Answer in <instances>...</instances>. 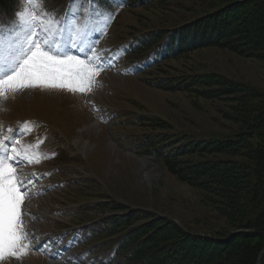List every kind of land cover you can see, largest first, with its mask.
<instances>
[{"label":"rangeland","instance_id":"rangeland-1","mask_svg":"<svg viewBox=\"0 0 264 264\" xmlns=\"http://www.w3.org/2000/svg\"><path fill=\"white\" fill-rule=\"evenodd\" d=\"M58 2L59 0H44V7L59 10ZM185 8H182V16H177L178 19L187 20L203 13L199 9L197 14H188ZM139 12L141 14L144 12L146 16L151 17V20L145 19V22L138 20V29L142 31L150 28L174 27L179 24L176 22L175 14H172V10H168V7L140 9ZM131 15H133L131 12L124 15L121 23L127 22L130 17V21L135 24L136 17ZM15 18L11 20V23L15 21ZM99 22L100 27L96 35H100V38L96 40L95 47L103 49L106 47L104 42L108 35L106 29L109 30L110 27L105 28L104 22ZM115 39L111 34L108 41L112 45H117ZM244 39H236L233 42L236 46L228 49L214 46L200 49L189 58L177 59L169 68L167 66L162 70L154 69L153 73L143 75L140 72L143 65L135 62L130 67L125 66L120 60V53L124 49L116 47L117 51L114 48L112 51L114 59L110 60L112 66L115 63L117 71H114V68L103 72L100 70L99 76L95 78L97 84L94 88L103 91H95L97 95L95 92L92 93L93 99L97 98L98 103L104 105L103 101H105L115 107L114 112L118 117L113 125L107 127L102 121L100 122L102 111L96 114L92 111L91 113L89 108L85 109L87 105L83 100L84 93L41 87L10 93L8 102L4 103L5 107H9L10 103L18 109L17 112L53 114L51 118L62 125L70 139L67 144L62 137H58L59 141L56 144L61 145L59 147L61 150L62 147L70 148L73 155H80L69 163L70 166L60 169L55 167L53 170L54 178L70 182L69 185L63 189L51 191L46 197L36 199L31 205L34 212L40 209L47 216L37 218L38 222L48 226H67L92 219V215H97L98 200L108 198L102 186L87 181L88 171L92 168L105 180V184L113 195L118 196L115 199L109 198V204L115 203L114 206H117L126 202L135 206H144L155 213L161 212L170 217V220L180 224L184 230L195 235H212L210 233L214 231L221 233L238 231L230 227V216L226 211H221V207L226 206V201L223 206L215 197L217 194L212 195L210 202L202 200L201 188H197L200 190L197 191L177 179L165 167L163 155H153L144 151L137 156L136 153L141 152L140 149L144 147L141 144L146 139L144 136L151 130L174 132L175 128L179 127L201 135L205 134L206 130L230 131L237 128L231 118L234 117L232 108H237L239 105L236 97L240 95L229 92L227 88H231L230 84L239 83L264 93V58L249 54L254 52H250L241 43ZM200 74L213 75L210 78L213 83L218 78L226 79L227 85L215 84L208 87L210 88L208 90H223L227 93L212 98L202 95L201 89L197 94L190 92L191 86L188 84L186 88L177 89L156 87L151 83L152 80H165L164 78L170 75H182L189 78L191 75ZM164 82L171 83V81ZM117 90H122L123 98L120 93L113 94ZM16 94L21 95L18 101L13 100ZM126 114L131 115L129 119H123ZM139 116L144 118L141 124L138 122ZM133 118L135 121L130 120ZM245 146L237 151L241 156L233 157L234 159L245 160L242 155L246 153ZM49 164L56 163H47L43 169L50 168L47 167ZM251 166L255 165L251 163ZM245 172L246 169L242 170L241 174ZM253 175L251 173L250 179ZM70 178L75 179L71 181ZM45 184H47L46 181H44ZM41 187L40 182L37 181L39 191ZM202 195H204L203 192ZM117 199L119 201H115ZM108 211L114 210L108 209ZM112 214L118 216L120 213L112 212ZM90 229L94 230L95 226L91 225ZM110 241L112 245L115 244L113 238ZM94 246V243L90 242L84 248ZM30 256L31 253L28 252L19 259L21 261L17 264H73L54 263L49 262L47 257L30 258ZM98 257L99 255H96L95 258ZM23 258L30 259L26 261ZM17 260L13 258L10 262ZM116 260H120V257Z\"/></svg>","mask_w":264,"mask_h":264},{"label":"trees","instance_id":"trees-1","mask_svg":"<svg viewBox=\"0 0 264 264\" xmlns=\"http://www.w3.org/2000/svg\"><path fill=\"white\" fill-rule=\"evenodd\" d=\"M209 1L212 0H131L132 7L140 6L146 10L168 7L179 23L176 27L181 34L157 28L156 32L142 36L143 42L138 49L142 54L161 40L177 35L182 38L181 43L173 45L171 53L157 63L156 70L169 68L177 59L189 58L206 47L232 48L236 46L233 42L241 38H245L241 43L254 52L249 54L264 58V0ZM12 4L13 0H0L4 7ZM183 7L188 14H197L199 9L203 13L187 20L178 19ZM136 15L135 24L129 19L120 23V37L125 39L129 34L142 31L138 29V20H151L144 12H136ZM153 70L148 69L145 74L153 73ZM211 76L170 75L165 80H152L151 83L156 87L177 89L186 88L188 84L190 92L197 94L201 89L202 95L212 98L226 94L223 90H208L212 85L223 86L228 82L218 78L213 83ZM230 87L227 89L231 94L240 95L236 97L238 107L232 108L235 130H206L205 134L199 135L176 127L167 135L174 134L184 142L193 141L182 154V164L169 163L172 172L177 173L186 185L197 191L201 188L202 200L210 202L212 195L217 194L215 197L223 206L226 201L221 211L227 212L231 218L230 227L238 231L195 235L167 217L152 220L150 225L142 227L143 222L132 211L128 217L111 221L113 229L107 227L101 235L106 239L116 234L121 236L117 242L119 255L129 264H264V93L234 82ZM244 145L246 153L242 155L245 160L234 159L241 156L237 151ZM244 169L246 172L241 174ZM251 173L254 175L250 179ZM113 208L124 210L126 206L121 204Z\"/></svg>","mask_w":264,"mask_h":264},{"label":"snow or ice","instance_id":"snow-or-ice-1","mask_svg":"<svg viewBox=\"0 0 264 264\" xmlns=\"http://www.w3.org/2000/svg\"><path fill=\"white\" fill-rule=\"evenodd\" d=\"M111 18L97 0H69L63 13L45 8L44 0H24L14 22H0V98L6 100L8 93L36 87L91 93L103 58L94 47L95 40L87 48L83 41L95 30L89 29V23L103 21L106 28ZM65 22L72 25L66 40ZM19 144L12 136H0V260L6 256L19 260L34 248L23 220L28 215L23 205L29 181L9 161H39L29 154L31 146L20 151Z\"/></svg>","mask_w":264,"mask_h":264}]
</instances>
